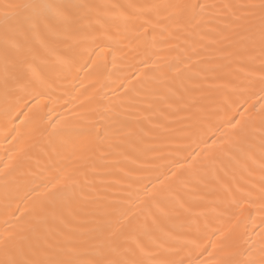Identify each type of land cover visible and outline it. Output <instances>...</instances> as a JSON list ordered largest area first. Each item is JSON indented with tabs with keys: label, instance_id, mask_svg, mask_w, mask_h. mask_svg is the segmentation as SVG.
<instances>
[{
	"label": "bare ground",
	"instance_id": "6f19581e",
	"mask_svg": "<svg viewBox=\"0 0 264 264\" xmlns=\"http://www.w3.org/2000/svg\"><path fill=\"white\" fill-rule=\"evenodd\" d=\"M9 260L264 264V0H0Z\"/></svg>",
	"mask_w": 264,
	"mask_h": 264
},
{
	"label": "snow or ice",
	"instance_id": "6c2138e0",
	"mask_svg": "<svg viewBox=\"0 0 264 264\" xmlns=\"http://www.w3.org/2000/svg\"><path fill=\"white\" fill-rule=\"evenodd\" d=\"M191 244L193 245V250H195V248L199 247V245L197 244L196 240L191 241ZM205 251H207V249H205ZM202 254L203 253H201V255ZM4 264H15V262L9 260V261L4 262ZM66 264H71V262H66ZM140 264H142V262H140ZM181 264H182V262H181ZM190 264H196V262L195 261H190ZM199 264H204V262L203 261H199ZM253 264H254V262H253Z\"/></svg>",
	"mask_w": 264,
	"mask_h": 264
}]
</instances>
